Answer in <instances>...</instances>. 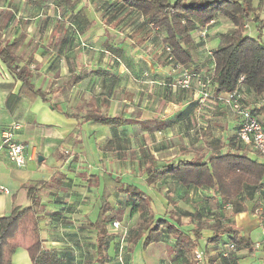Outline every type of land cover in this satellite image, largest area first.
Segmentation results:
<instances>
[{
	"label": "rangeland",
	"instance_id": "374dc122",
	"mask_svg": "<svg viewBox=\"0 0 264 264\" xmlns=\"http://www.w3.org/2000/svg\"><path fill=\"white\" fill-rule=\"evenodd\" d=\"M109 1L79 0L76 3L84 6L74 10L75 15L63 18L62 15L58 18L54 16L52 20H49L48 16L40 13L30 15L14 11V0H0V38L8 41L17 31L23 36L15 48L19 64L27 58L35 45H40L39 49L38 46L36 49L39 50L41 57L36 55L37 59L30 64L33 74L35 77L43 78L41 85L50 84L52 88L61 87L58 92L51 93L49 97L63 110L69 111L79 106L83 111L93 109L107 114L121 110L126 113L140 111L144 117L172 114L176 110L184 112L181 119L170 124L168 128L163 129L164 131L145 133L134 126L127 131L128 136L116 138L107 126L87 122L82 125L76 144L64 139L56 141L53 154L63 155L64 149L74 154L67 163L70 175L62 172V185L58 188L57 194L50 195V200L42 199L45 202L42 206H46L43 209L46 214L37 215L39 220L37 226L39 230L42 225L45 229L46 225L49 226L48 221L57 220L59 226H53L52 232L58 237L71 235L74 231L90 232L89 225L81 222L88 221L86 212L80 208L76 209L73 206V200L86 202L88 205L86 211L100 205L101 189L100 193L97 192L91 178L86 185V177L90 176L87 171L91 168L95 169L96 166L99 168L97 173L100 174L101 182L104 179L102 173L105 171L114 172V175H120L117 174L118 171L124 172L125 175L138 178L143 176L144 170L140 162L142 147L162 161L178 156L179 152H182L183 157L206 153L208 141L219 139L226 143L229 138L220 133L222 122L227 117L213 99L200 102L195 85L192 83L184 87L171 85L175 77L180 78V69H175L171 64L169 53L162 42L163 32L138 21L133 10L124 11L123 7L113 5L108 12ZM248 1L251 19L248 29L244 32L264 40V0ZM62 3H65L63 6L69 5L67 0ZM60 11L59 9L58 12ZM58 12L56 10L53 14L57 15ZM196 33L200 35V31H195ZM27 39L28 42H26ZM219 43V38L214 37L209 40V47L216 48ZM191 52L197 59L198 50L195 46ZM0 64L7 70L1 60ZM207 67L206 62L202 69L206 70ZM60 72H64L65 75L60 77ZM69 72H77L82 78L77 83L67 81L62 87ZM209 90L211 92L212 85L209 86ZM234 117L232 113L231 118ZM262 119L264 123V118ZM119 130L121 132L123 129ZM61 140L63 143L59 146ZM108 140L111 141L114 149L105 150ZM223 149H226V146ZM77 154L86 155L79 156L77 160ZM91 154H94V157ZM98 154L113 155L112 158L99 161ZM251 154L264 160V155L253 152ZM46 161L48 165H51L50 168L55 166L51 158ZM74 177L77 180L75 183ZM164 184H170V187L166 185L167 190L161 189V194L159 193L161 198L152 199L154 211H158L157 215L170 210L179 212L196 210L200 211L203 218L208 221L221 212H231L229 207L216 205L210 195H206L211 194L209 191H201V196L196 195L195 190L190 195L189 191H181L179 194L182 200L178 204L174 201L175 193L171 185L173 183L162 179L160 187ZM108 186L109 200L120 205L121 195L116 189H112L113 184ZM58 203L63 205L59 206ZM258 204L254 200L252 210ZM115 208L118 210L114 211V215L111 211L106 212L111 217L105 225L108 232L113 234L112 238L115 241L112 243V250L114 252L118 249L119 231L113 230L111 221L118 220L123 228L129 230L143 220L142 214L130 213V210L124 213L122 208L118 206ZM211 214L214 216L210 217ZM157 215L155 214V217H158ZM30 223L27 225L24 222L20 225V231L9 241L7 252L17 245L28 243L26 230L31 229ZM258 230H255L256 233ZM258 236L251 234L249 238L255 243ZM127 238L128 232L124 242L127 252L132 251L133 257L144 259L145 264L158 262L170 264L172 261L167 251V243L152 244V242L145 245L141 236L131 244ZM83 243L90 251V241L85 240ZM75 245L79 246L78 243ZM256 252L258 255L264 253L262 249ZM124 254H126L125 251ZM86 257L90 261L95 254H87Z\"/></svg>",
	"mask_w": 264,
	"mask_h": 264
},
{
	"label": "trees",
	"instance_id": "16d2710c",
	"mask_svg": "<svg viewBox=\"0 0 264 264\" xmlns=\"http://www.w3.org/2000/svg\"><path fill=\"white\" fill-rule=\"evenodd\" d=\"M27 1L30 4L40 2V0ZM113 4L137 11L144 23L157 27L163 32L164 48L169 53L173 67L180 69V74L186 69L189 72L200 73L203 77H209L212 90L211 97L206 101L213 99L215 103L219 102L217 96L220 93L232 92L240 86L244 93L242 101L248 105V101L253 98L256 103L255 107L250 108L251 112L256 114L264 111V105L257 106L258 101L264 98V42L244 32V24L251 19L248 0H114ZM216 14L225 16L233 27L221 33L218 46L207 52L206 59L203 60L205 61L203 64L208 63L205 70L202 69L203 61L199 62L192 55L191 49L194 46L192 35L197 28L210 23ZM18 40L19 38H15L5 43L0 38V60L12 77L21 81L18 94H9L6 105H9L11 98L19 99L21 91L50 102L47 93L35 88L31 82L32 70L29 63L32 55L22 65L18 63L14 47ZM200 43L201 41H198L197 44ZM240 75H243V79L238 81ZM81 78L79 73L71 72L67 80L76 83ZM175 79L176 77L173 84ZM173 84L171 85L176 86ZM50 105L55 107L53 103ZM73 109L75 110L64 114L79 119L80 124L93 122L107 126L116 138L120 137L117 133L119 127L138 126L148 133L164 131L163 129L168 128L184 115L182 110L167 115L144 117L140 111L126 113L121 110L107 114L100 110L88 109L82 112L81 108ZM74 131L79 133L80 130L75 128ZM106 144L105 150L114 149L110 140ZM224 146L226 149H223ZM207 150L206 153L189 158L178 156L159 161L152 152L142 147L140 162L143 164L142 174L146 183L171 178L180 185H190L198 189L196 195L201 196V191H209L211 194L206 195H210L216 205L229 207L230 215L248 210L244 203L247 198L258 203L262 202L264 161L253 156L249 147L236 141L233 134L226 143L219 139L208 141ZM103 178L104 188L100 205L94 221L90 222L96 233L98 264L105 263L106 250L113 235L105 226L111 217L106 212L112 208L105 187L108 183L114 184L115 189L125 196L130 213L143 215L142 221L127 230V241L131 244L141 236L145 245L161 239L165 240L170 258L179 259L182 264H203L207 243H213L216 253L227 258L228 261H231L234 251H231L228 257L222 256V251L228 247V243L232 242L236 247L248 245L237 235L239 229L234 220L221 211L215 218L211 214L210 217L213 219L208 221L203 218L200 211L196 210L193 212L170 210L157 215L158 211H154L152 203L153 198L147 192L133 184L122 182L119 176H112L109 172H104ZM51 181L53 186L51 185L50 188L56 194L54 186L59 184L60 179L56 176ZM38 191L39 189L29 187L27 194L31 198V203L23 207L14 206L10 214L0 216V264L10 263L9 255L13 248L7 252L9 241L20 231V225L24 222L27 225L31 222L29 224L31 229L26 230L28 243L25 244L31 264H63L62 258L54 248L45 249L41 245L37 226L40 206ZM155 214L158 217H155ZM169 237L172 240L166 242ZM195 250L202 252L201 260L195 257ZM124 251L126 254L123 253V264H128L125 259L128 252L126 249ZM114 255L112 264H117V253Z\"/></svg>",
	"mask_w": 264,
	"mask_h": 264
},
{
	"label": "crops",
	"instance_id": "0c3cea01",
	"mask_svg": "<svg viewBox=\"0 0 264 264\" xmlns=\"http://www.w3.org/2000/svg\"><path fill=\"white\" fill-rule=\"evenodd\" d=\"M63 1L65 0H40L38 4H30L27 0H14V11L24 12L30 15H36L40 13L44 16H48L49 20L50 19L52 20L54 16L55 18H58L60 17V15H62V18H63L66 16L69 17V15H75L76 13L74 12V10H77V9L79 10L81 9L82 6H84V5L81 6V4L79 5L76 3L79 0H70V1L67 0L69 2V5L63 6L65 4V3H62ZM113 1L114 0H110L107 4L108 12L111 10V8L114 5ZM59 9L61 10L60 12H58ZM123 9L124 11L132 10V9H127V8H123ZM56 10L58 13L57 15H54L53 12ZM133 11L136 13V16L138 17L137 19L138 21H140L143 24H147L143 22L142 16L137 11L135 10ZM249 23H250V20L246 22L245 29H248ZM232 27L233 26L231 22L225 16L216 14L213 17V19L210 21V23H208L204 27L197 28L196 32L197 31L205 32L202 38L197 33L195 34V32H193L194 35H192L194 46L198 50L197 60L199 62L205 60L207 52L213 49L209 47V40H211L214 37H218L220 41L221 33L231 29ZM154 28L157 29V27H154ZM18 33L19 32L17 31V33H14V35L10 37V40L4 41V42L9 43L13 39L19 38V40L16 42L14 46L16 48L20 39L23 37ZM198 40H201V43L199 45L196 44L198 43ZM259 40L264 42V40H261L260 38ZM28 41L29 40L27 39L26 42ZM26 42L24 43L26 44ZM37 46L39 49L40 45L39 44L35 45L34 49L29 53V55L21 63V65L28 59L30 55H32V60L30 61L29 64H31V62L34 59H37L35 57L36 55H38V57H41L39 50L36 49ZM204 62L205 61L202 62V65ZM29 66L31 68V65ZM210 66H212V64H210ZM70 73L71 72H69V74ZM74 73L78 74L77 72H74ZM64 75H65L64 72H60L59 74L60 77H63ZM68 75L62 87L65 86V84L67 83ZM31 82L33 83L35 88H40L42 91H45L48 97L51 93L58 92V90L61 89L60 86L56 88H52L50 84L41 85V82L43 83V78L39 76L35 77V74H33V71L31 75ZM20 88H21V81L14 79L7 70L1 67V64H0V131H1V127L7 123L13 120H22L23 125L17 131L16 137L19 141L23 142L26 145L25 152H26V157H27L26 163L24 166H17L9 160L6 151L0 148V186L6 188V190L0 189V216L10 214L14 206L23 207V206L29 205L31 203V198L27 194V189L29 187L34 188L35 190L39 189V191L37 192V195H39V200H40L38 214H41V215L46 214V212L43 211V209L46 208V206H42L43 204H45V202H43L42 199L50 200L49 198L50 195L55 194L50 188L51 185L53 186L51 179H53L56 176L59 177L60 179L59 184L54 186L56 189V192H58L59 190L58 188H60L62 185V178H63L62 172L69 174L70 170L68 169L69 165H67V163L74 156V154H71V153L63 154V155L53 154L56 141H58L59 139H64V141H68L70 139L71 142H74L76 144L77 136L80 135L81 133L82 125L85 124V123L80 124L79 119L66 116L64 114V112H69L75 109L72 108L69 111L63 110L61 106L55 105L51 101L50 97H49L50 102H45L39 96H35V97L29 96L24 91H21L19 99L11 98L9 100V105H6L7 96L9 94H18ZM251 99L252 100L248 101V106L250 108H253L256 106V103L255 101H253L254 100L253 98ZM50 103H53L55 107H52ZM216 103H217V106L220 107V110H222L226 114V117H227V119L223 120L222 122V125H221L222 129L220 130V133H223L224 137H229L230 135L234 133V131L238 127L239 118L235 114H234L235 117L231 118V114L233 112L230 110L228 104L221 102V101L216 102ZM74 108L80 109L79 106H75ZM82 112L84 111L82 110ZM256 115L263 123L262 118H264V111L256 113ZM131 127H134V126L127 125V126L119 127L118 132H117L118 135L120 137L128 136L129 134L127 131H129ZM75 128H79L80 130L79 133L74 131ZM138 128L141 129L140 127ZM227 128L230 130H226ZM119 129H123V130H121L120 132ZM142 132L148 133L145 130H142ZM0 140H1V136H0ZM61 143H63L62 140L59 142V146H61ZM39 155L42 156L41 161L38 160ZM77 155H78L77 157V160H78L79 156L86 155V154H77ZM91 155L92 157H94V154H91ZM112 155L113 154H98L99 161H102L104 158H107V159L112 158ZM181 155L182 154H178V156H181ZM178 156L174 158H177ZM48 158H51L52 161L55 162L54 167L50 168L51 165L47 164L46 159ZM186 158H189V157H186ZM257 159L260 160L259 157H257ZM164 160L165 159H163L162 161ZM261 161H264V160L262 159ZM98 170L99 168L96 166L95 169L91 168L89 171H87V173L90 174V176L86 177V185L89 184L90 182L89 179L91 178L93 184L95 185L94 187L96 188L97 192L100 193L102 189L104 188V185H103V182H101L100 174L97 173ZM127 171L129 170L127 169ZM109 173H111L112 176H119L122 182L124 183L133 184L141 188L155 200L157 199V197L158 199L161 198V195H160L161 189L167 190L168 187H170V184L168 185L164 184L163 187H160L161 180L155 181L152 183H146L145 178L143 176L137 178L135 176L125 175L124 172H119V171L117 172V174H120L121 176L114 175L113 174L114 172L109 171ZM164 180L171 181L173 183L171 185L173 186V191L175 193L173 194L174 201L178 202V204L182 200L181 194H179L181 191H189V195L192 194L193 190H195L196 192H199L198 189L196 190L193 186H190V185L183 186V185L178 184L177 182H175L174 179L166 178ZM76 181L77 180L74 177L73 182L75 183ZM262 182H263L262 190L264 191V177L262 179ZM44 183L47 185H45ZM108 185H112V184L108 183L105 186L107 191L109 189ZM74 189H77V188L74 187ZM112 189H115V185L112 186ZM118 194L121 195L119 198L122 199L121 202H119L120 205L118 203H112L111 200H109L111 207H112L110 211L112 212L113 215H114V211L118 210V208H115L117 206L119 208H122L124 213H126V211L129 210V205L127 204L128 202L125 201L126 200L125 196L120 192H118ZM76 198L77 197H75V199ZM244 203L247 206L248 210L239 212L235 215H232V214L230 215V212H228V213H225V215H229V217L232 220H234L236 226L239 229L237 235L242 237L244 241L248 243V245L247 246L242 245L239 247L235 246V249L232 252L231 261H228L227 258H223L219 254L216 253V249L214 248L213 243H207L205 245L206 257L204 259L203 264H264V253L258 255L256 252V250H259V249H262V251L264 252V240H263L264 238V199H262V202L259 203L257 207H255L253 210H252V206L254 204L253 199L247 198L245 199ZM57 205L62 206L63 204L58 203ZM73 206L76 209L80 208L83 212H86L88 221L83 220L81 222L87 223L89 225L88 229H90V232L85 233L83 231H80V232L74 231V233L71 235L58 237L57 234L52 232V228L53 226L58 227L59 222L57 220L56 221L50 220L48 221L49 226L46 225L44 229V226L42 225V227L40 226V230L38 229L39 237L42 243L41 245L45 249L54 248L57 251L58 255L62 258L63 264H98L97 259L99 255L97 253L96 245H95L96 233H95V229L90 225V222L94 221L99 206L97 208L96 207L95 208L93 207L92 209L90 208V210L86 211L85 209L88 207V205L86 204V202H82L80 200L79 201L73 200ZM74 217H76L75 214H74ZM261 227H262V230H261ZM257 229L259 230L256 233L255 230ZM251 234H253L254 236L259 235L255 243L249 238V235ZM85 240L90 241V246H89V248L91 249L90 251L87 250V248L85 247L86 244L83 243ZM171 240L172 239L169 237L168 239H166V242L171 241ZM114 241L115 240H113L112 238L109 242L108 248L106 250V258H105L104 264H112L113 259L115 257L114 254L117 253V250L115 252L112 250V243ZM162 242L165 243V240L161 239L159 241L153 242L152 244H155V243L161 244ZM76 243H78L79 246L75 245ZM132 253H133L132 251H129L128 255H125L126 257L125 259L128 264H145L144 259L133 257L134 255ZM87 254H90V255L95 254V257L94 258L92 257V259L88 261L89 259H87L86 257ZM9 260H10L9 264H31V261H30L28 252L25 248V245L15 246L9 255ZM157 264H165V263L158 262ZM170 264H182V263L179 259H175V260L172 259Z\"/></svg>",
	"mask_w": 264,
	"mask_h": 264
},
{
	"label": "built area",
	"instance_id": "2783aa9c",
	"mask_svg": "<svg viewBox=\"0 0 264 264\" xmlns=\"http://www.w3.org/2000/svg\"><path fill=\"white\" fill-rule=\"evenodd\" d=\"M245 24L244 28L246 27ZM204 34V31H200L201 38ZM179 77L180 78L175 79V84L173 85L184 87L192 83L195 85L200 102H204L211 97V92L209 90V77H203L200 73L189 72L186 69H183ZM242 79L243 75H240L238 81H241ZM243 97L244 93L242 87L237 86L232 92L220 93L217 96V99L219 102L221 101L228 104L230 110L239 118V125L233 133L236 141L247 145L253 153L257 155H264V124L260 121L256 114L251 112L250 107L242 101ZM261 105H264V98H261L257 103V106ZM22 125V120H13L3 125L0 131V148L6 151L9 160L17 166H24L27 158L25 152L26 145L19 141L16 137L17 131L22 127ZM63 151L65 154H69L66 149ZM0 189L6 190V188L2 186H0ZM111 225L113 230L119 231V234H117L119 244L116 261L117 264H123V253L125 250L124 242L127 229L125 227L123 228L118 220H112ZM234 249V243H228V247L222 251V256L228 257L230 252ZM194 252L195 257L198 260H201L202 252L199 250H195Z\"/></svg>",
	"mask_w": 264,
	"mask_h": 264
},
{
	"label": "water",
	"instance_id": "95a60500",
	"mask_svg": "<svg viewBox=\"0 0 264 264\" xmlns=\"http://www.w3.org/2000/svg\"><path fill=\"white\" fill-rule=\"evenodd\" d=\"M38 160L41 161L42 160V156L39 155L38 156Z\"/></svg>",
	"mask_w": 264,
	"mask_h": 264
}]
</instances>
